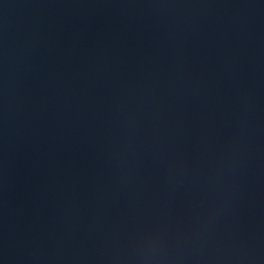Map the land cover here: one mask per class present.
Segmentation results:
<instances>
[{"label": "water", "instance_id": "obj_1", "mask_svg": "<svg viewBox=\"0 0 264 264\" xmlns=\"http://www.w3.org/2000/svg\"><path fill=\"white\" fill-rule=\"evenodd\" d=\"M0 264H264V0H0Z\"/></svg>", "mask_w": 264, "mask_h": 264}]
</instances>
